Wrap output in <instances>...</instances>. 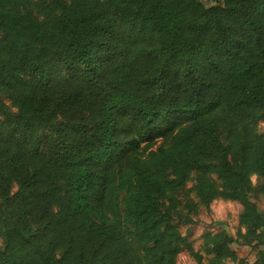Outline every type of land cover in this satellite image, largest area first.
<instances>
[{"label":"trees","instance_id":"trees-1","mask_svg":"<svg viewBox=\"0 0 264 264\" xmlns=\"http://www.w3.org/2000/svg\"><path fill=\"white\" fill-rule=\"evenodd\" d=\"M45 1L0 0V264H144L137 242L173 264L189 246L165 205L190 174L262 237L264 0Z\"/></svg>","mask_w":264,"mask_h":264},{"label":"rangeland","instance_id":"rangeland-1","mask_svg":"<svg viewBox=\"0 0 264 264\" xmlns=\"http://www.w3.org/2000/svg\"><path fill=\"white\" fill-rule=\"evenodd\" d=\"M44 1L45 0H36ZM205 7L214 5L215 0H199ZM39 13L37 16L40 18ZM0 101L9 112L15 113L16 109L13 104L5 97H1ZM188 122L183 121L180 127H186ZM242 129V125L236 127L239 132ZM254 134H264V121L259 120L254 124ZM222 142L227 146L229 143L228 133L221 134ZM168 140H157L152 143L144 152L136 156V159L142 161L147 158L150 151H155L159 147H166ZM214 178V176H212ZM194 174H190L189 179L183 186L182 190L173 195L177 202L174 209L169 210L168 205H165L168 212V218L171 221L173 227L180 233L185 239V242L189 246V249L185 247L177 254L173 264H196L194 254L201 256V264H254L258 261V264H264V225L261 228L262 237L259 231L256 235L259 237L254 238H242L245 235V228L240 222V215L242 213V207L237 201L229 199L216 198L210 204L208 208L198 203V199L195 196L193 186L195 185ZM251 186H256L264 180L256 174L250 176ZM15 186L12 187L14 192ZM107 195L112 194V187L107 188ZM124 193H120L117 198V205L120 211L123 210ZM196 203L195 209L189 210L187 207L188 201ZM258 212L262 215L264 221V198L261 196L259 200L254 201ZM53 210H56L54 207ZM219 235L220 237L226 236L230 239L228 242V248L234 252L235 257L230 259L229 257H220L212 252L211 243H208L206 237H214ZM249 241V243H247ZM2 241L0 238V245ZM135 249L138 254L143 257L144 264H160L157 261L148 259L144 256L142 243H135ZM59 256V254H56Z\"/></svg>","mask_w":264,"mask_h":264}]
</instances>
